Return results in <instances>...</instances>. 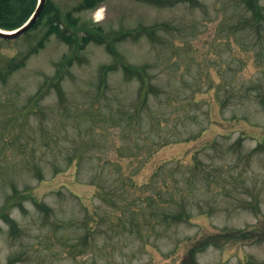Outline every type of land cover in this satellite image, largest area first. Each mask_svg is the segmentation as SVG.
I'll return each mask as SVG.
<instances>
[{
  "label": "rangeland",
  "instance_id": "1",
  "mask_svg": "<svg viewBox=\"0 0 264 264\" xmlns=\"http://www.w3.org/2000/svg\"><path fill=\"white\" fill-rule=\"evenodd\" d=\"M100 1H55L72 42L39 47L46 21L0 39V213L17 223L0 216V264H193L208 240L196 264H264L262 237L224 236L264 227V19L243 0ZM95 25L131 33L117 54L76 48Z\"/></svg>",
  "mask_w": 264,
  "mask_h": 264
},
{
  "label": "trees",
  "instance_id": "2",
  "mask_svg": "<svg viewBox=\"0 0 264 264\" xmlns=\"http://www.w3.org/2000/svg\"><path fill=\"white\" fill-rule=\"evenodd\" d=\"M147 1H157V0H147ZM37 0H34L31 3V11L34 10L36 6ZM159 2H164V0H159ZM244 7L252 14V20L253 22L258 26L261 25L263 19H264V7L260 4L259 0H243ZM100 0H84L83 5L80 7V10L83 9V6L89 9H95L100 5ZM2 1H0V7L2 6ZM50 5V4H49ZM79 9V8H78ZM76 9L75 11H78ZM72 12H67V16L65 17H44L41 16L40 19L36 22V24L33 26L32 31L37 29L41 22L46 21V24L48 25V31L44 37L39 43V47L43 48L45 41L53 34H56L60 36L61 39H65L67 42H72L71 34H67V31L62 30L63 25L66 24L67 26H75L76 20L72 17ZM29 19V16H4L0 14V29L12 31L19 27H21L27 20ZM68 29V28H67ZM86 32L85 35H83L80 39H78L75 42V47L78 49H85L86 46L92 42L95 41L96 43L106 45L108 49L113 53L117 54L115 50V45L119 42L121 38L120 36L126 37L131 32H120V33H111L107 34L104 32V29L100 25H95L91 28L84 29ZM29 34V33H28ZM72 44V43H71ZM38 51L37 49H34V52ZM67 62V60L65 61ZM108 69V68H107ZM107 69H105L107 71ZM124 70L126 73H129L131 75L137 76L141 82V94H143V98L147 99V94L151 90V84L146 81L145 75H143V69L136 68L135 66L126 65L124 67ZM59 73V72H58ZM57 73V74H58ZM264 102V101H263ZM4 206V209L8 206ZM7 213L2 211L0 213V216H2L8 223L12 225V229L15 230L17 223L9 216L6 215ZM259 233V232H258ZM256 232H227L225 233V237H262V241H264V227L261 234H258ZM209 245H217L216 241L208 240L204 243H202V246L197 245L198 247H194L193 250L190 252V260H192L193 264H196L195 261V254L201 251L203 248L208 247ZM9 264H13V262H10Z\"/></svg>",
  "mask_w": 264,
  "mask_h": 264
},
{
  "label": "flooded vegetation",
  "instance_id": "3",
  "mask_svg": "<svg viewBox=\"0 0 264 264\" xmlns=\"http://www.w3.org/2000/svg\"><path fill=\"white\" fill-rule=\"evenodd\" d=\"M2 6L0 7V14L4 16H32L40 0H37L34 10L31 11V3L34 0H0ZM56 0H44L43 11L40 16L44 17H65L67 16V9L61 8L55 3ZM50 4V5H49Z\"/></svg>",
  "mask_w": 264,
  "mask_h": 264
},
{
  "label": "water",
  "instance_id": "4",
  "mask_svg": "<svg viewBox=\"0 0 264 264\" xmlns=\"http://www.w3.org/2000/svg\"><path fill=\"white\" fill-rule=\"evenodd\" d=\"M43 6H44V0H41V3L38 6V9H37L35 15L28 21V23L26 25H24L17 32L9 33V32H4V31L0 30V39L14 40V39L18 38L19 36L25 34L28 30H30V28L39 19V16L41 14Z\"/></svg>",
  "mask_w": 264,
  "mask_h": 264
}]
</instances>
